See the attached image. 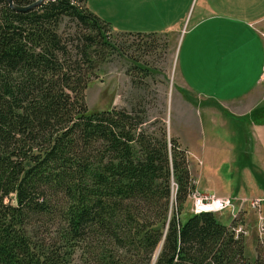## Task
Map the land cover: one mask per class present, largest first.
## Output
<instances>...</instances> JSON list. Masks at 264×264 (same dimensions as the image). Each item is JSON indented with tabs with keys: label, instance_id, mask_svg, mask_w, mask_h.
Returning <instances> with one entry per match:
<instances>
[{
	"label": "trees",
	"instance_id": "1",
	"mask_svg": "<svg viewBox=\"0 0 264 264\" xmlns=\"http://www.w3.org/2000/svg\"><path fill=\"white\" fill-rule=\"evenodd\" d=\"M86 2L0 0V264H264V240L250 260L214 214L182 220L195 186L163 119L89 112L92 78L122 52Z\"/></svg>",
	"mask_w": 264,
	"mask_h": 264
},
{
	"label": "rangeland",
	"instance_id": "2",
	"mask_svg": "<svg viewBox=\"0 0 264 264\" xmlns=\"http://www.w3.org/2000/svg\"><path fill=\"white\" fill-rule=\"evenodd\" d=\"M82 6L92 13L93 9L103 11L99 17L119 31L111 27L108 36L122 52L104 63L92 78L85 93L89 112L145 109L154 120L163 119L169 142L175 138L187 150L195 186L182 220L200 215L194 211L196 192L231 199L232 207L210 214L235 228L236 235L245 239L246 256L254 260L256 247L264 240V197H260L264 196V124L256 128L254 121L248 125L218 103L201 101L180 87L179 49L186 26L179 33L128 35L124 33L127 24L122 0H87ZM76 30L69 19L60 27L64 37L73 36ZM259 35L264 43V27ZM262 79L259 92L264 99V70ZM263 101L257 108H264ZM258 121L264 123V112L259 113ZM7 201L16 204L14 197ZM258 201L260 208L254 207Z\"/></svg>",
	"mask_w": 264,
	"mask_h": 264
},
{
	"label": "crops",
	"instance_id": "3",
	"mask_svg": "<svg viewBox=\"0 0 264 264\" xmlns=\"http://www.w3.org/2000/svg\"><path fill=\"white\" fill-rule=\"evenodd\" d=\"M122 3L127 24L124 33H179L186 26L179 49L180 87L201 101L218 103L235 117L248 116L247 124H254L250 116L264 100L259 92L264 70V47L259 35L264 27V0H122ZM93 12L103 17V11L93 9ZM257 126L255 123L253 127Z\"/></svg>",
	"mask_w": 264,
	"mask_h": 264
},
{
	"label": "built area",
	"instance_id": "4",
	"mask_svg": "<svg viewBox=\"0 0 264 264\" xmlns=\"http://www.w3.org/2000/svg\"><path fill=\"white\" fill-rule=\"evenodd\" d=\"M203 194L205 193L196 192L195 195H193L195 213L197 210H213V213H218L226 210L229 207H232L233 205L231 199L229 198H217L208 194H205V196H203ZM254 207L260 208L261 202H256ZM262 230L264 232V223L262 226Z\"/></svg>",
	"mask_w": 264,
	"mask_h": 264
},
{
	"label": "water",
	"instance_id": "5",
	"mask_svg": "<svg viewBox=\"0 0 264 264\" xmlns=\"http://www.w3.org/2000/svg\"><path fill=\"white\" fill-rule=\"evenodd\" d=\"M8 1V3L10 4V6L12 7V8H14V9H16V10H18V11H27V10H29V9H32V8H34V7H37V6H39L41 3H42V1L43 0H38L37 2H36V4H34L32 7H30V8H19V7H15L14 6V1L13 0H7Z\"/></svg>",
	"mask_w": 264,
	"mask_h": 264
},
{
	"label": "bare ground",
	"instance_id": "6",
	"mask_svg": "<svg viewBox=\"0 0 264 264\" xmlns=\"http://www.w3.org/2000/svg\"><path fill=\"white\" fill-rule=\"evenodd\" d=\"M196 213L197 214H201V213H213V210H197Z\"/></svg>",
	"mask_w": 264,
	"mask_h": 264
}]
</instances>
